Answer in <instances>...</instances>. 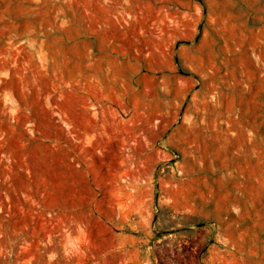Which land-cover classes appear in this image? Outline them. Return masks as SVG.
Masks as SVG:
<instances>
[{
	"label": "rangeland",
	"instance_id": "obj_1",
	"mask_svg": "<svg viewBox=\"0 0 264 264\" xmlns=\"http://www.w3.org/2000/svg\"><path fill=\"white\" fill-rule=\"evenodd\" d=\"M0 264H264V0H0Z\"/></svg>",
	"mask_w": 264,
	"mask_h": 264
}]
</instances>
